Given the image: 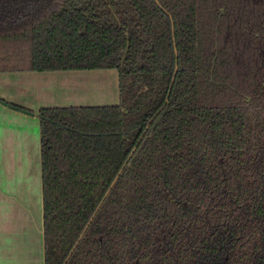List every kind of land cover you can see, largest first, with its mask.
<instances>
[{
	"label": "trees",
	"instance_id": "16d2710c",
	"mask_svg": "<svg viewBox=\"0 0 264 264\" xmlns=\"http://www.w3.org/2000/svg\"><path fill=\"white\" fill-rule=\"evenodd\" d=\"M98 70L119 105L1 102L40 121L44 264H264V0H0V74Z\"/></svg>",
	"mask_w": 264,
	"mask_h": 264
},
{
	"label": "crops",
	"instance_id": "0c3cea01",
	"mask_svg": "<svg viewBox=\"0 0 264 264\" xmlns=\"http://www.w3.org/2000/svg\"><path fill=\"white\" fill-rule=\"evenodd\" d=\"M44 108L120 103L116 70L0 74V264H44L41 129Z\"/></svg>",
	"mask_w": 264,
	"mask_h": 264
},
{
	"label": "water",
	"instance_id": "95a60500",
	"mask_svg": "<svg viewBox=\"0 0 264 264\" xmlns=\"http://www.w3.org/2000/svg\"><path fill=\"white\" fill-rule=\"evenodd\" d=\"M152 122H153V121H152ZM152 122H151V123H152ZM113 185H114V184H113ZM107 195H108V194H107ZM101 206H102V204L100 205L99 209L101 208ZM99 209H98V210H99ZM91 222H92V220H91ZM90 224H91V223H90ZM90 224H89V226H90ZM89 226L86 228L85 232L87 231V229L89 228ZM81 239H82V237H81ZM76 247H77V246H76ZM76 247H75V248H76Z\"/></svg>",
	"mask_w": 264,
	"mask_h": 264
},
{
	"label": "rangeland",
	"instance_id": "374dc122",
	"mask_svg": "<svg viewBox=\"0 0 264 264\" xmlns=\"http://www.w3.org/2000/svg\"><path fill=\"white\" fill-rule=\"evenodd\" d=\"M37 114H38V113H37ZM37 114H36V115H37ZM36 117H37V116H36Z\"/></svg>",
	"mask_w": 264,
	"mask_h": 264
}]
</instances>
